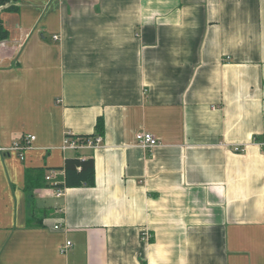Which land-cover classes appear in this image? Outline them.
Instances as JSON below:
<instances>
[{
	"label": "crops",
	"instance_id": "crops-1",
	"mask_svg": "<svg viewBox=\"0 0 264 264\" xmlns=\"http://www.w3.org/2000/svg\"><path fill=\"white\" fill-rule=\"evenodd\" d=\"M0 264H264V0L0 7Z\"/></svg>",
	"mask_w": 264,
	"mask_h": 264
},
{
	"label": "trees",
	"instance_id": "trees-1",
	"mask_svg": "<svg viewBox=\"0 0 264 264\" xmlns=\"http://www.w3.org/2000/svg\"><path fill=\"white\" fill-rule=\"evenodd\" d=\"M14 0H0V7L7 5ZM104 132V125L103 119H99L97 122V135H103ZM76 138V137H73ZM92 137H77L80 143H86L87 140L91 139ZM66 173L65 185L67 187H82V186H89L92 187L95 185L96 173H95V161L94 159L88 160H80V159H68L66 161V165L63 168ZM31 176L28 175L27 179V191L31 192L34 191L37 187L40 186L39 184H32L31 183ZM35 181V178H33ZM41 181V179H38ZM56 187H61L58 185Z\"/></svg>",
	"mask_w": 264,
	"mask_h": 264
},
{
	"label": "built area",
	"instance_id": "built-area-1",
	"mask_svg": "<svg viewBox=\"0 0 264 264\" xmlns=\"http://www.w3.org/2000/svg\"><path fill=\"white\" fill-rule=\"evenodd\" d=\"M57 39V37H55ZM36 139V137L34 136H29L28 138H26V142L27 141H34ZM26 142L25 145L23 144H16L11 151H17V152H21L23 149H25L26 147ZM102 142V137L101 136H97L94 139H89L86 141V143H80L79 140H77V138H73V136H68L65 141L64 144L62 146V150H78V149H82L83 147H91V148H97ZM136 143L137 146L145 149V150H149L152 151L154 148H156L158 145H160V142L158 140V138L149 132H141L138 133L136 135ZM7 151V150H5ZM21 159L24 160V156L23 154H20ZM47 181L51 182L53 184H55V186H58L59 183L54 182V176L51 174H49L47 176ZM60 185V184H59ZM65 193V188L63 187H57V193L55 194L58 198L64 196ZM61 226H55V230H60ZM73 246V243L68 241L62 248H61V253L62 254H66L70 248Z\"/></svg>",
	"mask_w": 264,
	"mask_h": 264
},
{
	"label": "rangeland",
	"instance_id": "rangeland-1",
	"mask_svg": "<svg viewBox=\"0 0 264 264\" xmlns=\"http://www.w3.org/2000/svg\"><path fill=\"white\" fill-rule=\"evenodd\" d=\"M49 175V174H48ZM34 192L33 191H31L30 192V197H32L33 198V200H32V205H35V204H37L38 202H39V199H38V197L35 195V194H33ZM28 196V195H27Z\"/></svg>",
	"mask_w": 264,
	"mask_h": 264
}]
</instances>
